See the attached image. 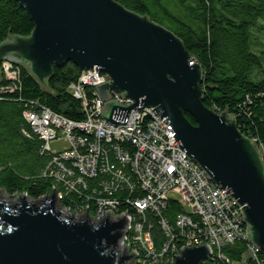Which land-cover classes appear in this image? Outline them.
I'll return each mask as SVG.
<instances>
[{
	"label": "water",
	"instance_id": "obj_1",
	"mask_svg": "<svg viewBox=\"0 0 264 264\" xmlns=\"http://www.w3.org/2000/svg\"><path fill=\"white\" fill-rule=\"evenodd\" d=\"M17 1L33 30L0 43V67L5 61L27 63L43 85L53 66L68 61L81 72L96 68L107 74L110 82L96 86L105 102L102 116L124 124L131 108L153 107L172 127L179 147L239 203L248 242L264 252L263 154L233 116L203 105L202 70L181 39L116 0ZM109 90L123 91L134 103L107 102ZM129 224L125 212L100 219H92L88 209L73 215L59 203L55 187L39 200L0 194V264H133L135 250L127 254L125 246L117 253ZM210 253L208 244L183 246L174 263L163 264H201Z\"/></svg>",
	"mask_w": 264,
	"mask_h": 264
},
{
	"label": "built area",
	"instance_id": "obj_2",
	"mask_svg": "<svg viewBox=\"0 0 264 264\" xmlns=\"http://www.w3.org/2000/svg\"><path fill=\"white\" fill-rule=\"evenodd\" d=\"M2 64L7 69L9 62ZM106 82L110 77L94 68L81 72L69 85L73 96L81 100L86 114L83 120L74 121L34 104L23 113L43 140L42 152L51 156L43 176L56 181L59 203L73 215L88 209L92 219L125 212L130 224L117 253L120 256L125 246L127 254L135 250L133 264L174 263L183 246L205 244L211 248L209 257L231 264L221 248L248 239L239 203L179 147L172 127L154 114L153 107L131 108L124 124L108 122L102 116L105 102L96 91L97 85ZM89 92L93 98H87ZM108 93L112 98L107 102L122 107L134 103L123 91ZM61 133L70 146L52 151L50 142ZM66 194L77 195L81 204L76 208L63 205ZM173 202L184 212L171 221L163 211ZM153 227L162 233L160 250L155 248ZM247 251L257 260L261 249L248 242Z\"/></svg>",
	"mask_w": 264,
	"mask_h": 264
},
{
	"label": "trees",
	"instance_id": "obj_3",
	"mask_svg": "<svg viewBox=\"0 0 264 264\" xmlns=\"http://www.w3.org/2000/svg\"><path fill=\"white\" fill-rule=\"evenodd\" d=\"M116 1L147 15L181 39L191 61L202 70L203 105L233 116L240 132L257 141L264 159V0ZM32 30L33 22L17 0H0V43L13 35L27 37ZM80 73L68 61L53 66L52 76L43 85L27 63L9 62L7 69L1 64L0 189L9 196L39 200L57 189L52 177L43 176L51 156L42 152L43 140L23 113L34 104L35 108L45 106L74 121L83 120L86 114L81 100L69 89ZM93 97V93L87 94L88 99ZM188 120L194 123L192 118ZM81 202L72 194L61 200L72 208ZM179 212L184 209L173 202L163 215L173 221ZM152 236L155 248L160 250L162 233L158 227H153ZM247 249L248 240H239L224 245L221 251L231 264H239L246 259ZM201 264L225 262L208 257ZM246 264H264V252L257 254V260L249 256Z\"/></svg>",
	"mask_w": 264,
	"mask_h": 264
},
{
	"label": "rangeland",
	"instance_id": "obj_4",
	"mask_svg": "<svg viewBox=\"0 0 264 264\" xmlns=\"http://www.w3.org/2000/svg\"><path fill=\"white\" fill-rule=\"evenodd\" d=\"M164 1V0H163ZM166 28V27H165ZM2 64V63H1ZM69 142L68 140L66 139L65 137V134L64 133H61L60 134V137L52 140L50 142V148L52 151H62L64 149H67L69 147ZM45 169V168H44ZM43 169V170H44ZM0 194L3 198H8V197H11L9 196L6 192H4L3 190L0 191ZM170 196H173V197H176V198H180L178 195H175V194H170ZM72 214V213H71Z\"/></svg>",
	"mask_w": 264,
	"mask_h": 264
},
{
	"label": "flooded vegetation",
	"instance_id": "obj_5",
	"mask_svg": "<svg viewBox=\"0 0 264 264\" xmlns=\"http://www.w3.org/2000/svg\"><path fill=\"white\" fill-rule=\"evenodd\" d=\"M188 117L192 118L191 116L187 115V118H188ZM192 119H193V118H192ZM193 121H194V120H193ZM193 124H195V121H194V123H193Z\"/></svg>",
	"mask_w": 264,
	"mask_h": 264
}]
</instances>
